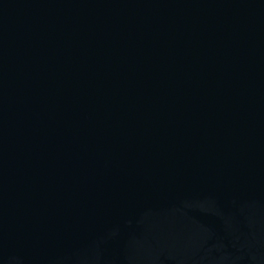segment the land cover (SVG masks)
Instances as JSON below:
<instances>
[{"label":"water","instance_id":"water-1","mask_svg":"<svg viewBox=\"0 0 264 264\" xmlns=\"http://www.w3.org/2000/svg\"><path fill=\"white\" fill-rule=\"evenodd\" d=\"M0 264H264V0H0Z\"/></svg>","mask_w":264,"mask_h":264}]
</instances>
